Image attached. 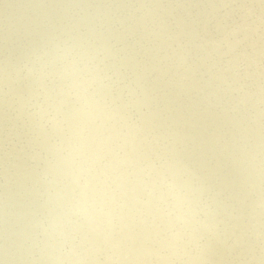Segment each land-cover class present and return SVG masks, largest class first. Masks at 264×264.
<instances>
[{
	"label": "snow or ice",
	"instance_id": "obj_1",
	"mask_svg": "<svg viewBox=\"0 0 264 264\" xmlns=\"http://www.w3.org/2000/svg\"><path fill=\"white\" fill-rule=\"evenodd\" d=\"M230 39L216 50L203 73L180 26L168 52L150 48L146 37L128 26L103 36L83 25L49 20L29 37L23 51L6 49L7 66H22L36 49L67 32L86 38L90 47L106 46V83L98 94L119 121L97 124L82 152L75 182L67 192L65 232L77 248L119 250L141 259L44 261L38 257L28 221L6 238V251L28 257L3 264H264V0H259V197L256 192L255 44L256 4L241 3ZM221 49H224L221 51ZM27 111L44 97L46 108L70 126L76 107L72 85L54 67L43 79L20 74L14 82ZM192 93L189 107L179 97ZM30 115V114H29ZM31 129V128H30ZM55 134L54 129L49 130ZM31 134L19 148L24 176L21 198L31 211L37 203V170ZM211 209L218 228L196 221ZM259 211V228L256 214ZM30 213V212H29ZM203 249L196 261L147 258L162 256L179 240ZM259 259H255L257 252ZM214 257H221L219 259Z\"/></svg>",
	"mask_w": 264,
	"mask_h": 264
},
{
	"label": "rangeland",
	"instance_id": "obj_2",
	"mask_svg": "<svg viewBox=\"0 0 264 264\" xmlns=\"http://www.w3.org/2000/svg\"><path fill=\"white\" fill-rule=\"evenodd\" d=\"M20 1L0 0V67L7 66L6 49L8 47L19 54L23 51L26 40L49 20L55 19L78 24L76 21L85 18L80 22V25L92 29L94 33L99 31L97 34L103 36L114 34L122 28L131 26L139 32L141 31L140 33L148 41V46H152L150 48L162 50V53L170 50L172 33L163 30L161 23L167 24L170 29L178 25L185 32V39L189 42L190 47L192 49L196 46L200 47V53H194L198 64L204 65V68L200 69L201 74L207 69L213 58L217 60L221 58L220 51H217L216 48L221 44H226L230 39L229 32L233 22L241 14L240 9L236 6L241 3L253 2V0H68V3H73V8L68 9L62 4L63 0ZM254 2L257 24L259 23V1L254 0ZM66 13L71 14L67 20L64 19ZM227 22L229 26L225 25ZM216 24L218 25L216 26ZM256 26L259 29L258 24ZM208 29L212 31L213 35L205 41L200 38V35ZM258 29L254 30L253 40V43L256 44L254 74L258 73L257 76H254L256 92L254 102L256 104L259 102L260 105ZM70 33L57 36L46 46L36 49L34 55L37 57L34 61L32 57L22 66H7L12 71L11 83L9 87L6 83L0 84V232L5 229L14 231L21 227L24 223L20 222L19 217L24 222L28 221L32 238L35 234L42 235L50 230L49 237L48 233L45 234L44 241L34 242L37 248L59 243L68 236L62 237L65 231L64 214L68 205L67 192L71 187L68 181H76L79 156L74 131L70 130V126L65 127L64 121L54 118L53 113L46 106L32 100L28 102L27 111L23 103L15 107L16 103L22 102V96L14 82L20 74L43 79L54 67H59L61 75L72 85L74 99L86 87L84 81L91 83L93 87L106 83V77L111 75L104 71L103 58L108 53L107 47L97 48L96 53L100 54H96L95 48L90 47L89 42L85 44L88 48L83 46L85 38ZM68 48L72 50L65 54ZM221 51L223 50L221 49ZM74 54L75 58L72 59ZM204 60H208L209 63ZM191 102L196 103V96L192 93L179 98V103L185 107L191 106ZM259 105L255 106L257 202L259 197ZM256 118L258 119L256 120ZM50 129L55 130L54 135L50 134ZM31 132L35 144L33 158L41 166L37 170V203L30 211L20 195L24 170L21 165L19 148L28 139ZM56 138H58L57 141H54ZM65 144L69 149L72 148V153H68L67 147L64 149ZM47 151L52 152V155ZM52 169L57 170L55 176L52 175ZM60 173L61 178H59ZM22 209L30 213L22 212ZM210 210L202 209L200 215L205 221L203 226L210 231H215L218 225L207 221L209 216L214 215ZM258 214L257 209V230L259 228ZM8 216L11 217L7 218ZM52 226H55V230ZM6 238L4 236V239L0 240V245H3V248L0 246V249H6ZM117 253L119 255H113L107 250L100 252L93 249L90 259L136 258L135 253H130L128 249L119 250ZM254 258L259 259L258 242Z\"/></svg>",
	"mask_w": 264,
	"mask_h": 264
},
{
	"label": "clouds",
	"instance_id": "obj_3",
	"mask_svg": "<svg viewBox=\"0 0 264 264\" xmlns=\"http://www.w3.org/2000/svg\"><path fill=\"white\" fill-rule=\"evenodd\" d=\"M12 79V71L9 67H0V84L6 83L9 87ZM86 87L83 92L75 97L76 107L72 122L70 123V130L74 131L75 140L77 144L79 165L82 160V152L84 150L85 143L89 134L95 131L97 124L108 122L109 129L111 131H117L119 129V121L115 114L108 108L104 99L98 94L97 87H93L91 83L84 81ZM83 86V85H82ZM44 97L37 96L34 102L45 106L42 102ZM196 221L198 223H204L200 213H197ZM209 223L216 224L215 216H209L207 218ZM196 224L193 223L187 230V239L179 240L172 246L165 250V254L162 256L147 257L157 259H170L176 261H196L206 258L202 248L192 242L193 237L191 232L194 231ZM38 257L44 261H65V260H80L90 259L93 255L92 248H84L75 246V242L70 236H67L63 241L55 244H48L43 247L37 248ZM114 255H119L118 253ZM137 259L145 258L137 256Z\"/></svg>",
	"mask_w": 264,
	"mask_h": 264
},
{
	"label": "bare ground",
	"instance_id": "obj_4",
	"mask_svg": "<svg viewBox=\"0 0 264 264\" xmlns=\"http://www.w3.org/2000/svg\"><path fill=\"white\" fill-rule=\"evenodd\" d=\"M21 1H23V0H21ZM20 1V2H21ZM120 1V0H119ZM259 1V0H258ZM60 2V1H59ZM54 4V3H53ZM66 8H70V7H72L73 8V3H68V0H63V3H62ZM22 6V5H21ZM57 7V6H56ZM142 11V10H141ZM144 12V11H143ZM77 13V12H76ZM108 13V12H107ZM139 13H140V11H139ZM144 14V13H143ZM112 15V14H111ZM71 16V14H65L64 15V19L65 20H67V19H69L68 17H70ZM105 16H106V14H105ZM43 19V18H42ZM84 19L85 18H82L80 21H76V22H78V25H80V22L81 21H84ZM41 23V22H40ZM39 23V24H40ZM225 23V22H224ZM258 24V26H259V23H257ZM256 24V25H257ZM218 24H216V26H217ZM220 25V24H219ZM226 26H229V23L227 22L226 24H225ZM144 27V26H143ZM215 27V26H214ZM221 27H222V23H221ZM209 28H210V26H209ZM255 28H257L258 29V27L256 26ZM228 29V28H227ZM224 30V29H223ZM259 30V29H258ZM101 31V30H100ZM99 32V31H98ZM98 32H96V33H98ZM141 32V31H140ZM143 32H144V29H143ZM224 32H226V31H224ZM71 35H73V32H71L70 33ZM74 35H76V33H74ZM212 35H213V33H212V31H209V29H208V31H206L205 33L203 32L201 35H200V38H202V39H210V37H212ZM202 39H200L201 41H202ZM206 41V40H205ZM86 43H88V40L85 38L84 39V43H83V46L86 44ZM256 45V44H255ZM85 47H87L86 45H85ZM149 47H152V46H149ZM88 48V47H87ZM93 48V47H92ZM216 48V47H215ZM218 48V47H217ZM216 48V49H217ZM86 49V48H85ZM72 49L71 48H68V49H66V51H65V54H68V52H70ZM222 50H224V49H222ZM193 51L194 52H197V53H200V47H198V46H196V47H194L193 48ZM94 52L96 53L97 52V48H95L94 49ZM64 53V52H63ZM96 54H100V53H96ZM77 55V54H76ZM36 55H34L33 56V61L36 59ZM73 58H75V54H74V57H72V59ZM71 59V60H72ZM205 62H207V63H209V61L208 60H204ZM259 61V60H258ZM203 63V62H202ZM206 64V63H205ZM259 64V63H258ZM260 65V64H259ZM208 67V66H207ZM258 68H260L259 66H258ZM85 71V70H84ZM257 75H258V73H257ZM256 74H254V76H257ZM38 79V78H37ZM255 79V78H254ZM256 93V92H255ZM259 94H260V92H259ZM78 96V95H77ZM179 98H181V97H179ZM4 103V102H3ZM21 103L22 102H18V103H16V106L15 107H18L19 105H21ZM259 103V102H258ZM256 104V102H254V105L255 106H257V105H259V104ZM191 105H193V103L191 102ZM259 109V108H258ZM258 118H256V120H257ZM64 123V122H63ZM62 123V124H63ZM59 124V123H58ZM65 124V123H64ZM54 125V124H53ZM60 125V124H59ZM14 126V125H13ZM21 126H22V124H21ZM11 128L13 129V127L11 126ZM22 128V127H21ZM61 129V128H60ZM57 139L58 138H56V139H54V141H57ZM50 144H52L51 142H50ZM67 147V145L65 144V146H64V149ZM68 148V153H72V148L71 149H69V147H67ZM48 153H50V155H52V152H49V151H47ZM17 153V152H16ZM49 155V156H50ZM51 160V159H50ZM58 162V161H57ZM45 164V163H44ZM53 170V169H52ZM56 172H57V170H53L52 171V175L53 176H55L56 175ZM59 173V172H58ZM60 176H59V178H61V173L59 174ZM56 179H58V178H56ZM50 184V183H49ZM62 203V202H61ZM22 212H25V213H27V211L26 210H24V209H22L21 210ZM211 211V210H210ZM12 213V212H11ZM10 214V213H9ZM22 214V213H21ZM27 214H29V213H27ZM10 215H12V214H10ZM31 215V214H30ZM11 216H8L7 218H10ZM14 218V217H13ZM257 218L259 219V214H258V216H257ZM19 220H21L20 222H23V223H25L24 221H23V219H21L20 217L18 218ZM29 219H30V217H29ZM257 219V221H259ZM22 223V224H23ZM30 224H32V223H30ZM46 224V223H45ZM51 224V223H50ZM36 227V226H35ZM53 227V226H52ZM55 227V226H54ZM53 227V230H55V228ZM33 228H34V226H33ZM57 228V227H56ZM35 229V228H34ZM49 229V228H48ZM59 229V228H58ZM57 229V230H58ZM37 230V229H36ZM52 230V229H51ZM52 230V231H53ZM56 230V231H57ZM62 230V229H61ZM9 229H5V230H3L2 232H0V240H2V239H4V236H5V238L8 236V233H9ZM50 231V230H49ZM45 232L44 234L42 233V235H37V234H35L34 235V237L32 238V240H33V242H35V241H44V239H46V236H45V234H47L48 233V237H49V233L50 232ZM51 231V232H52ZM60 231V230H59ZM36 232V231H35ZM40 233V232H39ZM33 235V234H32ZM65 235H68L65 231H64V234L62 235V237H64ZM53 236V235H52ZM3 237V238H2ZM60 237V236H59ZM61 237V238H62ZM48 240V239H47ZM50 241V240H49ZM51 242V241H50ZM59 242V241H58ZM41 243V242H40ZM57 243V242H56ZM4 244H5V242H4ZM43 244V243H42ZM47 244V243H46ZM53 244V243H52ZM48 245V244H47ZM0 246H2V248H3V245L1 244ZM41 247V246H40ZM0 249V264H3V261H5V260H8V257L10 256V258L9 259H14V258H16V259H23L24 257H22V256H19V255H12V254H9L7 251H6V249ZM5 248H6V245H5ZM118 257H114V259H117ZM120 259V258H119Z\"/></svg>",
	"mask_w": 264,
	"mask_h": 264
}]
</instances>
